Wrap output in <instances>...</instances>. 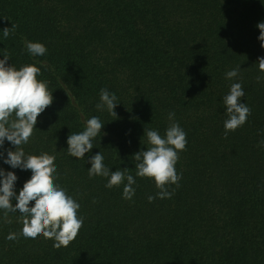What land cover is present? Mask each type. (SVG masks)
I'll return each mask as SVG.
<instances>
[{
	"label": "trees",
	"instance_id": "1",
	"mask_svg": "<svg viewBox=\"0 0 264 264\" xmlns=\"http://www.w3.org/2000/svg\"><path fill=\"white\" fill-rule=\"evenodd\" d=\"M259 22L264 0H0V30L14 26L7 38L0 32V52L17 69L40 67L37 78L53 91L23 149L55 156L56 183L84 220L67 247L55 248L43 236L24 239L20 215L0 210V264H264ZM26 40L46 54L30 56ZM233 83L251 115L225 134L222 97ZM101 89L117 96L116 116L96 109ZM170 112L187 144L175 165L179 187L166 184L173 194L160 198L153 179L136 177L134 155L149 147L145 129L164 135ZM92 116L105 123L94 148L69 156L68 135ZM99 151L112 171L135 177L130 200L126 180L108 189L106 178L89 177L87 157ZM0 166L17 174L18 193L31 171Z\"/></svg>",
	"mask_w": 264,
	"mask_h": 264
},
{
	"label": "clouds",
	"instance_id": "2",
	"mask_svg": "<svg viewBox=\"0 0 264 264\" xmlns=\"http://www.w3.org/2000/svg\"><path fill=\"white\" fill-rule=\"evenodd\" d=\"M262 2V0H261ZM10 28L0 30L3 37L11 34ZM260 34L257 37L260 46L264 49V22L257 24ZM25 49L32 57L44 56L47 48L40 42L26 40ZM0 161L11 169L31 171L30 178L17 193L16 182L18 176L14 171H6L0 166V210L5 215L19 214L22 222L20 235L24 239L35 240L41 236L53 241V247H67L78 235L84 223L83 217L78 215L80 204L61 187L57 180V168L54 166L55 156L47 153L26 155L23 145L29 142L33 130L37 129L38 116L53 103V91H49L47 82L38 79L40 67L35 64H26L17 69L6 52H0ZM259 69L264 72V57L258 58ZM239 74V67L225 73L226 79L232 80ZM264 77L258 76L260 80ZM240 83H233L229 92L222 97V104L227 119L224 121L225 134L242 127L251 115V109L246 102ZM115 93L101 89L98 111L107 110L116 116L114 109L118 105ZM168 119L171 122L162 136L158 130L145 129L149 147L140 150L134 155L136 177L153 179L160 191V198H171V192L165 188L166 184H175L179 187L181 175L177 174L175 165L179 159V152L185 150L186 132L175 121V113L170 112ZM105 123L98 116H92L84 124V130L69 134L67 137V154L76 159H83L94 148L92 143ZM11 147L5 148V142ZM259 144L264 146V141ZM14 149V150H13ZM104 156L99 151L87 157L88 175L90 178L100 176L107 180L108 189L124 184L122 197L131 199L135 194L133 185L136 179L128 174L126 169L112 171L104 164ZM155 197L149 196V202ZM16 234L10 233L9 240H15Z\"/></svg>",
	"mask_w": 264,
	"mask_h": 264
}]
</instances>
